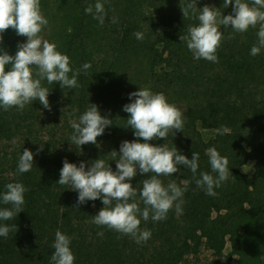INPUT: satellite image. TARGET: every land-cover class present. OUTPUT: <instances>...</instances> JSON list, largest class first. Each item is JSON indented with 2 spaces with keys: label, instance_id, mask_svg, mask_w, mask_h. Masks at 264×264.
<instances>
[{
  "label": "trees",
  "instance_id": "obj_1",
  "mask_svg": "<svg viewBox=\"0 0 264 264\" xmlns=\"http://www.w3.org/2000/svg\"><path fill=\"white\" fill-rule=\"evenodd\" d=\"M96 2L40 0L48 23L39 35L69 57V78L79 70L78 87L61 88L59 82L44 79L51 110L38 100L23 110L5 111L0 106V195L8 183L26 188L23 211L0 220V226L11 229L7 237L0 236V264H53L57 230L70 237L74 264H190V257L202 260L204 252L209 254L206 264H264V48L256 56L250 54L258 45L260 25L244 33L221 26L217 62H211L195 59L186 41L180 40L189 27L199 25L204 0H197V11L189 10L188 17L182 12L187 0H99L107 13L103 25L85 12L88 5L95 11ZM234 3L225 8L224 0H207L221 15L232 14ZM136 32H142L143 39H137ZM26 40L9 28L0 54L14 56ZM85 63L91 64L87 70ZM37 71L33 66L34 78ZM139 88L163 93L182 113L180 131L169 130L166 139L148 142L176 147L189 159L198 153L199 166L195 174L178 165L173 175L158 177L165 187L175 182L186 190L165 219L154 221L151 211L147 221L139 217L140 230L150 231L151 237L138 244L130 235L93 222L104 207L101 199L78 204V192L57 182L65 159L77 166L85 162L87 170L101 158L116 171L121 143L137 139L123 107ZM90 104L97 105L112 125L96 144L78 146L70 139L71 122L78 123ZM199 126L215 131V136L205 141ZM224 127L230 131H217ZM211 147L229 161L228 179L214 188L215 196L196 183L201 173L218 175L209 163ZM24 148L34 154L33 167L19 173ZM252 161L253 175H243L240 168ZM152 175L137 170L131 180L141 209L146 207L139 194L142 182ZM12 207L0 200V209Z\"/></svg>",
  "mask_w": 264,
  "mask_h": 264
},
{
  "label": "clouds",
  "instance_id": "obj_2",
  "mask_svg": "<svg viewBox=\"0 0 264 264\" xmlns=\"http://www.w3.org/2000/svg\"><path fill=\"white\" fill-rule=\"evenodd\" d=\"M232 4L233 0H224L223 6L227 8ZM196 5L197 0H187L186 6L182 8L183 16L188 17L189 10L195 13L198 9ZM94 9L95 11L92 5H88L85 12L92 14L93 18L103 25L107 16L104 4L97 0ZM216 9L208 5L199 9V25L189 27L187 36H180L181 41H186L187 48L193 53L194 58L217 62L216 51L224 35L220 30L221 26L225 28L230 26L235 32L244 33L257 24L260 25L257 33L258 45L252 46L250 54L258 55L261 48H264V11L261 10L264 9V0H252L251 6L244 0H235L233 12L229 15H221ZM112 22L115 23V19ZM47 23L41 12L40 0H0V42L3 40V33L9 28L14 29L18 35L27 37L26 42L18 44L14 56L9 55L7 51L0 54V106L5 111L11 107L23 110L26 104L37 100L44 108L51 110L49 90L41 83L44 79L49 84L59 82L61 88L78 87L79 70L69 78L68 74L73 71L69 57L59 52L55 43H50L39 35ZM134 35L137 39H143L142 32H136ZM8 65H11V68L6 71ZM33 66L38 69L36 72L38 78L33 76ZM90 67V63L83 65L84 70ZM129 99L132 102L124 105L123 111L129 114L127 124L134 130L137 139L121 143L116 171L101 158L92 161L91 167L87 170L85 162L77 166L65 159L57 183L70 185L77 191L78 204L101 199L104 207L93 216V222L98 226H107L130 235L139 244L151 237L150 231L140 230L139 217L147 221L151 211L154 221L165 219L174 202L181 198L186 190L175 182L165 187L158 177L173 175L179 171L178 165L189 168L195 174L199 166V154L193 153L189 159L176 147L169 149L166 144L156 146L148 142L166 139L169 130L180 131L183 127L181 111L169 103L163 93H153L148 88H139L138 91L129 94ZM109 125H112V120L102 116L97 105L90 104L80 116L78 123L71 122L74 134L70 139L78 146L96 144L97 137L103 135ZM217 131L227 133L230 130L224 127ZM141 138L143 143L140 142ZM42 148L43 145L39 150ZM207 155L212 172L218 175L214 178L207 172L201 173V179L196 183L205 188L207 195L215 196L214 188L220 187L221 183L228 179L229 161L222 157L215 147L208 148ZM33 156L32 151L24 148L19 158V173H26L32 169ZM137 170L141 174L155 173L142 182L143 187L139 194L146 205L143 209L135 199L137 189L131 184ZM25 192L26 188L22 183L6 185V191L0 195V200L13 207L0 209V220H10L23 211ZM175 206L179 212L180 203ZM10 231V227L6 225L0 226V236L7 237ZM52 247L55 250L51 256L53 264H74L75 257L70 249V237L57 230Z\"/></svg>",
  "mask_w": 264,
  "mask_h": 264
},
{
  "label": "rangeland",
  "instance_id": "obj_3",
  "mask_svg": "<svg viewBox=\"0 0 264 264\" xmlns=\"http://www.w3.org/2000/svg\"><path fill=\"white\" fill-rule=\"evenodd\" d=\"M204 2H205L206 5H208L207 4V0H204ZM163 30H164V28H162V31ZM170 103L174 104L172 102H170ZM174 105L176 106V103ZM181 106L185 107V104L181 103ZM199 129H200L201 136H202V138L205 141H209L215 136V131H211V130H208V129H202L201 126H199ZM254 170H255V163L253 161L245 164L244 166H242L240 168V172L243 175H246V176H249V177H251L253 175ZM208 257H209V254L204 252L202 257H201L202 260H195L193 257H190L188 260L190 261V264H206Z\"/></svg>",
  "mask_w": 264,
  "mask_h": 264
}]
</instances>
